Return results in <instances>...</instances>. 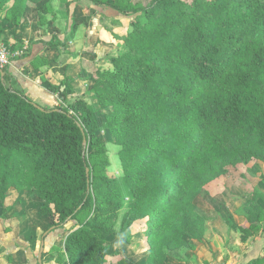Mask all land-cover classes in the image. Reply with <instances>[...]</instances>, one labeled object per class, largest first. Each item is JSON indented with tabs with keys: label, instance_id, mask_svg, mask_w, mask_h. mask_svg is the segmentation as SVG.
<instances>
[{
	"label": "trees",
	"instance_id": "1",
	"mask_svg": "<svg viewBox=\"0 0 264 264\" xmlns=\"http://www.w3.org/2000/svg\"><path fill=\"white\" fill-rule=\"evenodd\" d=\"M111 6L133 17L110 67L91 76L99 110L83 96L44 108L0 68V201L11 187L35 194L39 213L52 217L45 233L92 213L65 238L68 263L129 264L106 258L127 201L128 227L146 219L145 264H163L168 250L202 237L205 218L194 201L202 187L241 161L264 162V0ZM25 9L26 0H12V25ZM44 87L66 97L62 85ZM100 130L119 147L118 178L106 173ZM249 215L257 219L253 207ZM241 232L243 240L253 234ZM263 263L264 255L252 260Z\"/></svg>",
	"mask_w": 264,
	"mask_h": 264
},
{
	"label": "rangeland",
	"instance_id": "2",
	"mask_svg": "<svg viewBox=\"0 0 264 264\" xmlns=\"http://www.w3.org/2000/svg\"><path fill=\"white\" fill-rule=\"evenodd\" d=\"M115 1L99 4L93 0H26L21 21L12 25L7 12L12 0H0V28L10 47L6 68L12 67L8 72L13 80L14 75L22 73L46 86L62 85L66 97L53 93L57 101L49 108L67 105L83 96L99 110L91 76L98 69L110 67L108 59L119 54L121 37L133 17L113 8ZM66 81L73 88L71 92ZM95 116L103 122L102 111ZM96 137L108 152L107 175L122 176L119 147L105 130L98 131ZM256 166L259 169L255 171ZM261 175L264 176V162L252 159L229 166L224 174L206 183L194 199L196 210L205 218L202 237L168 250L163 264H252L254 258L264 255ZM40 205L39 198L27 190L11 187L4 194L0 201V264H69L65 238L92 213H83L64 227L45 233L52 217L41 215ZM251 207L257 219H251ZM127 209L128 202L124 201L114 220L116 233L107 240L106 258L115 261L124 256L129 264H145L149 254L146 219L128 227L123 220ZM242 227L253 230L246 240L242 239Z\"/></svg>",
	"mask_w": 264,
	"mask_h": 264
},
{
	"label": "crops",
	"instance_id": "3",
	"mask_svg": "<svg viewBox=\"0 0 264 264\" xmlns=\"http://www.w3.org/2000/svg\"><path fill=\"white\" fill-rule=\"evenodd\" d=\"M1 37L3 40L5 39V34L3 31ZM5 41L7 42V40ZM11 68L12 67H9V70L7 69V71H10ZM14 78L23 92L29 98H31L35 102H38L44 108H49V104H51V106H53V104H56V97L53 95V93L49 92L43 84L38 83V81H36L38 79H34L33 77L26 76L22 73L18 76L14 75ZM42 100L44 102H42Z\"/></svg>",
	"mask_w": 264,
	"mask_h": 264
},
{
	"label": "built area",
	"instance_id": "4",
	"mask_svg": "<svg viewBox=\"0 0 264 264\" xmlns=\"http://www.w3.org/2000/svg\"><path fill=\"white\" fill-rule=\"evenodd\" d=\"M10 62V47L6 41L0 37V68L6 66Z\"/></svg>",
	"mask_w": 264,
	"mask_h": 264
},
{
	"label": "water",
	"instance_id": "5",
	"mask_svg": "<svg viewBox=\"0 0 264 264\" xmlns=\"http://www.w3.org/2000/svg\"><path fill=\"white\" fill-rule=\"evenodd\" d=\"M42 250H43V242L41 243V252L39 254V262H41V258H42Z\"/></svg>",
	"mask_w": 264,
	"mask_h": 264
}]
</instances>
